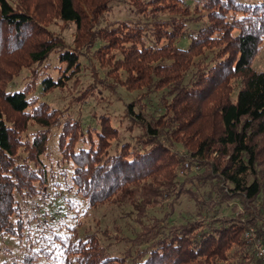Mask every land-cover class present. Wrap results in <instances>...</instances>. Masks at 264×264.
Segmentation results:
<instances>
[{"label": "trees", "instance_id": "1", "mask_svg": "<svg viewBox=\"0 0 264 264\" xmlns=\"http://www.w3.org/2000/svg\"><path fill=\"white\" fill-rule=\"evenodd\" d=\"M114 1L0 0V233L22 240L18 198H50L43 157L60 127L59 152L72 164L71 174L62 172L67 191L90 207L130 205L140 227L133 237L118 235L125 244L118 254L96 236L48 239L65 264H261L245 233L254 228L264 243V71L253 68L264 41V0H128L131 18L111 20ZM53 23L75 26L73 46L50 30ZM87 53L94 62L84 64ZM53 56L57 78L49 73ZM23 70L28 82L10 90ZM85 70L98 93L117 96L122 86L140 95L125 104V117L141 136L122 141L105 115L94 127L62 121L40 100ZM161 92L159 109L146 114L143 101ZM89 96L95 92L78 101L86 105ZM32 125L40 129L28 140ZM85 136L89 146L78 147ZM177 146L185 157L174 154ZM184 158L198 167L189 180L180 176ZM184 197L195 203L194 217L171 224ZM160 205L172 215L150 217L149 208ZM50 255L33 249L20 264Z\"/></svg>", "mask_w": 264, "mask_h": 264}, {"label": "rangeland", "instance_id": "2", "mask_svg": "<svg viewBox=\"0 0 264 264\" xmlns=\"http://www.w3.org/2000/svg\"><path fill=\"white\" fill-rule=\"evenodd\" d=\"M189 1L193 6L196 4L195 0ZM129 6L128 0H115L112 4L111 20L131 18V15L127 12ZM164 17L168 18L169 16L164 15ZM50 30L61 37L67 45H74L75 26L64 29L61 24L53 23L50 26ZM92 59V54L87 53L86 57L83 58V62L84 64H87L88 61L94 62ZM94 65L96 66L94 68L99 73L98 76L102 79L105 75L101 72L100 65L97 62ZM60 66L56 57L53 56L49 62V73L54 78L60 75ZM253 68L257 71H264V41L259 55L253 62ZM91 73L90 70H85L80 79L69 83L66 90H57L45 96L40 94V100L60 111L63 115L62 121H65L67 117H71L74 122L81 120L85 123V126L94 127L97 126L99 117L108 116L111 118L113 125L122 133L121 135L124 137L122 141L126 140L127 142L129 140L133 142L135 138L142 135V131L125 117V104L138 101L140 95L122 86L119 88L117 96L111 95L107 90L98 93L92 88L95 81ZM29 77L30 71L23 70L20 76L10 84L9 89H21L28 82ZM85 90L89 95L95 92V96L92 98L89 96L88 103L82 105L78 98ZM161 94L162 92L159 94L153 93L143 101L146 114H153L159 109L161 102L159 96ZM37 129L40 128L33 125L30 126L27 135L25 133L24 137L27 136L28 140H32L33 134ZM60 132V127H55L51 130L49 153L43 157V162L49 170L48 189L50 198L44 202L38 199L23 202L21 198H18L22 206V217L26 225L24 237L19 240V238L0 233V264H20L23 256L26 253H30L33 249H42V251L49 249L51 252L48 258L40 259V264H65L62 260L63 257H60L61 252L49 244V240H52L56 235H60L63 239L69 237L72 240H74L75 235L79 239H85L87 236H96L102 243L111 245L112 252L118 254L125 250V244H120L117 241L118 235L133 237V234L140 230L139 224L136 223L137 213L130 205L124 204L120 206L113 203H104L96 207H90L80 196L67 191L66 185L68 181L62 172L67 168L71 174L72 164L63 163L62 161V154L59 152L58 146ZM82 140L78 143V147L80 145L88 147L90 143H87V137L85 136V142ZM112 142L115 143L114 140ZM21 151L22 149H20L19 153ZM174 154L185 157L186 150L177 146L174 148ZM185 161L186 158H184ZM184 162L179 167L181 170L184 168L183 164L187 163ZM181 172V180H189L191 174L197 171H191L190 174L186 175H181ZM52 173L56 177H51ZM167 204L171 205V203ZM172 209L171 206L162 207L160 205L149 208V214L150 217L157 216L162 218L166 214L172 215ZM195 210V203L184 197L177 202L174 208L176 213L171 219V224H180L185 219L193 218ZM59 245H56V247Z\"/></svg>", "mask_w": 264, "mask_h": 264}, {"label": "built area", "instance_id": "3", "mask_svg": "<svg viewBox=\"0 0 264 264\" xmlns=\"http://www.w3.org/2000/svg\"><path fill=\"white\" fill-rule=\"evenodd\" d=\"M189 170L198 171V167L190 166L189 163H186L181 174L185 175ZM245 239L254 247L256 256L260 260L261 264H264V243L256 230L254 228L248 230L245 233Z\"/></svg>", "mask_w": 264, "mask_h": 264}]
</instances>
